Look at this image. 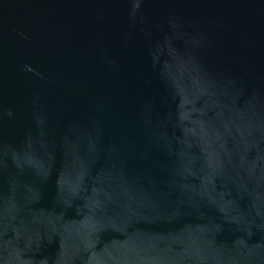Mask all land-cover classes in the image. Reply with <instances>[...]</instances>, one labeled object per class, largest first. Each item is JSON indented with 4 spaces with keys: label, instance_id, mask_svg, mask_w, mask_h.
Listing matches in <instances>:
<instances>
[{
    "label": "water",
    "instance_id": "95a60500",
    "mask_svg": "<svg viewBox=\"0 0 264 264\" xmlns=\"http://www.w3.org/2000/svg\"><path fill=\"white\" fill-rule=\"evenodd\" d=\"M0 264H264V0H0Z\"/></svg>",
    "mask_w": 264,
    "mask_h": 264
}]
</instances>
